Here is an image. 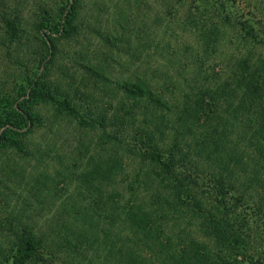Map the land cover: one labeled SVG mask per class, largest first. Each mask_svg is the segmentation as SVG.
Returning <instances> with one entry per match:
<instances>
[{"label":"rangeland","instance_id":"obj_1","mask_svg":"<svg viewBox=\"0 0 264 264\" xmlns=\"http://www.w3.org/2000/svg\"><path fill=\"white\" fill-rule=\"evenodd\" d=\"M65 1L0 0V11L9 7L19 10L18 37L11 41L0 12V105L17 94L24 75L45 70L44 82L51 81L50 89L55 87L58 96L66 98L83 118L79 122L55 104L38 102L33 109L40 123L18 136L20 149L0 146V257L17 228L15 223L31 216L34 229L46 238L39 258L30 264H60L68 257L58 230L70 228L75 222L71 218L74 210L87 206L90 157L101 165L109 154L120 160L109 179L102 171L98 175L103 177L99 180L104 193L110 191L118 200L126 195L125 179L133 175L136 162L128 158L124 147L140 144L131 140L130 130L142 121V105L124 95L122 83L142 80L145 87L167 100L170 109L163 111L171 115L175 103L185 99L194 85L213 84L218 77L230 74L231 62L243 49L236 39L234 22L238 18L248 19L264 35V0H77L76 27L69 36L55 38L46 70L43 63L38 64L45 49L36 24L41 9L53 14ZM191 14L198 24L224 15L230 19L210 53L200 52L203 38L189 19ZM149 117L152 122L146 125L152 128L158 121ZM169 124L163 121L166 138L171 136ZM159 141L156 136L151 142ZM186 142L181 138L178 146L184 148ZM247 151L245 157L250 161L253 152ZM261 172L250 199L234 207L244 221V245L237 258L252 264H264V206L258 209V203L264 205V170ZM198 175L208 184L206 173ZM199 189L195 195H200ZM186 227L179 236L177 230L173 232V242L206 240L194 221ZM205 248L214 250L215 246L207 243Z\"/></svg>","mask_w":264,"mask_h":264},{"label":"trees","instance_id":"obj_2","mask_svg":"<svg viewBox=\"0 0 264 264\" xmlns=\"http://www.w3.org/2000/svg\"><path fill=\"white\" fill-rule=\"evenodd\" d=\"M76 5L77 0L65 1L53 14L41 9L36 28L45 52L39 55L38 64L43 63L46 70L55 38L69 36L76 27ZM2 11L7 39H17L19 10L9 7ZM189 19L200 29L204 55L214 49L210 48L230 22L227 15L199 24L193 14ZM234 24L237 45L241 43L243 49L231 62L230 74L213 84L194 85L185 99L175 103L171 115L163 111L170 107L167 100L145 87L142 80L121 84L124 95L142 105V121L130 130L131 140L140 144L124 147L128 158L136 162L134 173L125 179L126 195L115 199L110 191L103 192L99 180L103 177L98 174L102 171L109 179L120 160L109 154L101 165L90 157L87 206L74 210L71 218L75 222L70 228L58 230L68 248V257L60 264H252L237 258L244 245V221L234 207L250 199L254 180L264 170V35L246 18H238ZM44 72L24 75L17 94L0 105V146L20 149L18 136L40 123L33 109L38 102L55 104L83 121L75 106L59 97L55 87L50 89L51 81L44 82ZM150 115L158 121L152 128L146 125L152 122ZM163 121L170 122L169 138L162 129ZM156 136L160 141L154 144L151 141ZM181 138L187 141L184 148L178 146ZM249 149L253 152L250 161L245 157ZM198 172L207 174L208 184ZM197 187L200 195H195ZM258 205V209L264 206ZM31 219L15 223L17 228L0 264H30L39 258L46 236L34 229ZM193 221L206 240L173 242V232L177 230L179 236ZM207 243L215 249L205 248ZM86 250L90 252L85 254Z\"/></svg>","mask_w":264,"mask_h":264}]
</instances>
